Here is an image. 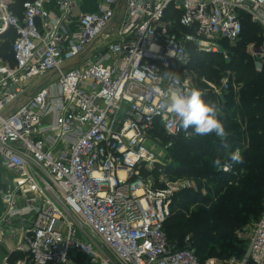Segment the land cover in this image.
I'll return each instance as SVG.
<instances>
[{
    "label": "built area",
    "instance_id": "built-area-1",
    "mask_svg": "<svg viewBox=\"0 0 264 264\" xmlns=\"http://www.w3.org/2000/svg\"><path fill=\"white\" fill-rule=\"evenodd\" d=\"M88 1L27 0L18 16L0 0V39L16 33L13 60L0 55V264H264V210L242 258L202 262L165 229L193 184L154 177L158 136L193 135L160 107L166 94L242 87L200 79L191 52L229 63L246 16L264 39V0ZM247 52L264 66V41Z\"/></svg>",
    "mask_w": 264,
    "mask_h": 264
},
{
    "label": "trees",
    "instance_id": "trees-1",
    "mask_svg": "<svg viewBox=\"0 0 264 264\" xmlns=\"http://www.w3.org/2000/svg\"><path fill=\"white\" fill-rule=\"evenodd\" d=\"M25 1L17 0L14 5L18 16ZM261 30L247 16L244 18L242 37L231 48L229 63L219 55L191 52V68L199 76L213 79L220 72L230 71L242 84L238 93L231 91L224 100L211 93L203 96L206 103L216 105L226 137L221 139L212 133L174 139L170 151L174 162L165 169L172 179L198 180L199 191L189 188L175 196L165 229L169 242L180 248L190 237L202 262L213 258L225 262L233 255L242 258L245 247L240 246L237 232L250 221L258 220L264 210V69L257 72L254 61L246 54L249 44L262 43ZM3 38L0 55L12 61L10 51L16 33L9 30ZM236 149L240 150L243 163L231 162L230 153ZM226 163L234 173L220 169ZM204 179L210 186L203 183ZM78 262L89 264L85 260Z\"/></svg>",
    "mask_w": 264,
    "mask_h": 264
},
{
    "label": "clouds",
    "instance_id": "clouds-1",
    "mask_svg": "<svg viewBox=\"0 0 264 264\" xmlns=\"http://www.w3.org/2000/svg\"><path fill=\"white\" fill-rule=\"evenodd\" d=\"M262 68L264 66L256 65L257 71H261ZM203 95L201 90L195 88L187 93L176 89L166 94V99L160 107L175 116L179 128L184 130L186 136L192 134L205 136L215 133L217 137L223 139L226 137V131L218 118L219 111L215 104L206 103L202 98ZM189 129H192V133H189ZM230 160L233 164L243 163L239 149L230 153ZM216 163H219V160Z\"/></svg>",
    "mask_w": 264,
    "mask_h": 264
},
{
    "label": "rangeland",
    "instance_id": "rangeland-1",
    "mask_svg": "<svg viewBox=\"0 0 264 264\" xmlns=\"http://www.w3.org/2000/svg\"><path fill=\"white\" fill-rule=\"evenodd\" d=\"M85 1H87V2H89L88 0H85ZM86 2V3H87ZM95 10V8L94 9H92V10H90L89 12H93ZM85 11H88V10H85ZM11 30V29H10ZM262 31V35H261V38H262V43H263V41H264V39H263V30H261ZM9 32V30H7L6 32H5V34L4 35H6L7 33ZM4 35L1 37V39H0V48H2L3 47V45H4V41H3V37H4ZM262 43L261 44H256V43H254L258 48H260L261 46H262ZM238 45V44H237ZM231 48H234L233 46L231 47V46H229L227 49H228V52H232V50L233 49H231ZM246 54L248 55V57L251 59V60H253L252 59V57H251V55H249L248 54V52H247V49H246ZM232 55H233V53H232ZM222 56V55H221ZM223 57V56H222ZM224 58V57H223ZM225 60V59H224ZM226 61V60H225ZM228 61V60H227ZM226 61V62H227ZM230 62V61H229ZM220 69V67L217 69V71ZM229 73H228V71H223V72H220V74H219V77H214L213 79H209V78H207L206 76H200V79L201 78H204L208 83H210V84H212V85H214V86H216V88L217 89H219L221 86H222V83H221V81L223 80V79H225L226 77H228V76H230L231 78H232V81L231 82H235L236 81V79H235V75L234 74H231V75H228ZM219 79V80H218ZM199 83H200V90L201 89H203L204 91H206V93H205V95L206 94H208V93H211V94H213V95H215L218 99H220V100H224V96H225V94H222V95H217V94H215V93H213V92H209L208 91V88H207V83L206 82H202V81H199ZM240 89H241V87H238L237 89H234L233 90V92L234 93H238L239 91H240ZM211 91V90H210ZM264 134V133H263ZM159 137V139H160V141H158L157 142V146H155V148H156V150H157V152H158V154H159V162L161 163L160 164V167H158V168H160V170L159 169H157L156 171H155V174H154V177L156 178V180H161L162 181V183H171V182H176V181H178V179H172V178H170V177H168V175L165 173V169L166 168H168V166H170V165H173V158L171 157V148H172V146H173V143H172V145H170L171 144V140H168L165 136H158ZM156 173H158V174H156ZM180 181H189V182H191L192 184H193V188L197 191V189H198V191H199V188H198V180L197 179H194V180H192L191 181V179L190 180H188V179H186V178H181V179H179ZM203 183L207 186V185H209V183H205V179L203 180ZM210 186V185H209ZM203 194L205 195V194H207L205 191H203ZM178 200H180V198L178 199ZM194 207H191V209H193ZM256 220H252V221H250L249 223H247L242 229H240L238 232H237V238H238V240L240 241V246H246L245 244H246V242H245V240H246V233L247 232H249V230H250V228H251V226H252V224L255 222ZM2 255H3V253L1 252L0 253V258L2 257ZM234 257H238V256H235V255H233L231 258H234ZM230 258V259H231ZM213 259H215V258H213ZM229 260V259H228ZM228 260H226V261H228Z\"/></svg>",
    "mask_w": 264,
    "mask_h": 264
},
{
    "label": "crops",
    "instance_id": "crops-1",
    "mask_svg": "<svg viewBox=\"0 0 264 264\" xmlns=\"http://www.w3.org/2000/svg\"><path fill=\"white\" fill-rule=\"evenodd\" d=\"M94 7V6H93ZM92 7V8H93ZM88 9H91V7L88 5ZM10 186V177L7 173H5L1 168H0V189H7ZM4 213V204L2 202V200L0 199V219L2 217ZM13 243V242H12ZM15 244V243H14ZM7 247V246H6ZM6 248H2L0 250V253L2 252L4 254V252H6Z\"/></svg>",
    "mask_w": 264,
    "mask_h": 264
}]
</instances>
